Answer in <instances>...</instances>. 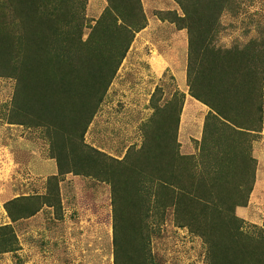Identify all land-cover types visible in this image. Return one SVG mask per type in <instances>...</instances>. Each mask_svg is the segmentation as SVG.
<instances>
[{
  "label": "trees",
  "instance_id": "1",
  "mask_svg": "<svg viewBox=\"0 0 264 264\" xmlns=\"http://www.w3.org/2000/svg\"><path fill=\"white\" fill-rule=\"evenodd\" d=\"M46 1L55 9L53 12L42 9V0H11L17 5L14 24L13 21L8 24L7 15L0 13V75L17 80L14 101L18 114L28 121L53 127L48 130L59 140L58 151L63 155L57 159L59 174L91 176V172L74 168L64 157L69 149L82 145L97 106L135 32L147 25V18L141 0H109V9L95 28V35L100 34L101 38L94 35L83 41L81 31L71 24V0ZM177 1L184 15L167 11L160 16L189 32V89L212 109L206 120L203 143L213 156L201 174L211 181L196 186L200 180L192 177L188 185L178 183L181 177L192 174L194 157L180 152L178 122L174 129L164 126L168 121V105L157 107L162 118L157 130L161 131L156 140L151 143L150 137L137 150L136 163L132 164L130 151L123 159L114 158L116 165L112 168L103 164L96 172L99 179L113 188L116 261L122 256L123 260L131 261L132 254L137 252L135 245L138 252H143V261L148 259L151 214L168 206L179 226L196 229L195 220L200 219L198 230L207 240L210 264H264L263 232L245 230L244 219L236 213L238 206L247 205L255 182L257 161L247 149L249 131H261L264 123V44L261 49H255L253 42L243 50L214 47L221 15L233 6L234 0ZM66 24H71V28H64ZM181 100L183 104V97ZM177 105L173 102L170 108L175 110L172 114L178 120L182 106L176 108ZM104 156L93 150L87 159L99 165ZM129 169L138 176V185L126 195L122 183L128 184L125 179ZM57 176L50 178L52 186ZM55 200L58 197L52 190L48 195L11 200L7 210L16 220L37 213L42 203L55 205ZM126 224L124 232L128 234L129 229H134L141 236L139 244L130 243L127 236L118 239ZM16 243L13 228L0 226V254L13 251Z\"/></svg>",
  "mask_w": 264,
  "mask_h": 264
},
{
  "label": "rangeland",
  "instance_id": "2",
  "mask_svg": "<svg viewBox=\"0 0 264 264\" xmlns=\"http://www.w3.org/2000/svg\"><path fill=\"white\" fill-rule=\"evenodd\" d=\"M4 1L0 0V13L3 11L7 15L8 24L11 21L14 24L17 5L11 0ZM49 4L42 0L41 7L53 12L55 9ZM70 5L71 24L81 31L85 41L95 35V28L109 9L110 1L71 0ZM141 5L147 25L135 32L126 56L88 124L82 145L69 149L64 157L74 168L91 172V176L73 172L59 174L57 159L63 155L58 151L59 140L48 130L53 127L28 121L18 114L14 101L17 80L0 75V226L10 225L17 236L16 248L1 253L0 264H210L207 240L198 230L200 219L195 220L196 229L179 226L168 206L151 214L148 259L143 261L144 254L138 252L135 245L137 252L132 254L131 261L129 258L123 260V256L118 263L116 261L113 188L109 182L99 179L96 172L103 164L107 169L112 168L116 165L114 158L123 159L130 151L131 162L136 163L137 150L150 137L151 143L156 140L161 131L157 130L162 119L157 114V107L168 105V121L164 126L174 129L178 122L180 152L194 157L192 174L181 177L178 183L188 185L187 181L192 177L200 180L196 186L202 185V181H211L201 175L213 156L203 143L206 120L211 111L189 89V32L160 16L161 12L167 11L184 15V11L177 0H141ZM249 9L255 10L250 12ZM242 14L245 19L240 23L245 34L254 27L257 36L251 42L255 49H261L264 44V0H234L233 6L222 13L229 20L238 19ZM71 24L64 28H71ZM228 27L235 25L230 23ZM219 32L228 34L222 24ZM99 35L95 38H101ZM173 102L178 103L176 108L182 106L178 120L172 114L175 110L170 108ZM248 144L247 151L257 161L255 182L247 205L238 206L236 213L244 219L245 230L264 234V123L261 131H249ZM93 150L105 154L99 165L87 159ZM54 175L58 176L52 186L50 178ZM127 176L125 182L128 184L122 185L125 194L130 195L133 191L129 190L138 185V176L130 169ZM167 178L165 173L164 179ZM52 190L58 197L55 205L42 203L37 213L16 220L10 216L9 201L48 195ZM124 207H128L127 201ZM206 213L211 215V211ZM121 223L125 225L122 214ZM125 230L127 224L118 239L127 236L132 244L141 242V236L134 229H129L128 234Z\"/></svg>",
  "mask_w": 264,
  "mask_h": 264
},
{
  "label": "clouds",
  "instance_id": "3",
  "mask_svg": "<svg viewBox=\"0 0 264 264\" xmlns=\"http://www.w3.org/2000/svg\"><path fill=\"white\" fill-rule=\"evenodd\" d=\"M255 9H249V11H254ZM245 16L242 14L238 19H227L224 15L221 16L219 23L225 26V31L228 33L218 32L216 33V39L213 40V45L217 49L231 50L233 47H237L243 50L251 40L256 38L257 33L254 27L247 31L245 34V28L241 25L240 21L244 20ZM234 24V28H229L228 24Z\"/></svg>",
  "mask_w": 264,
  "mask_h": 264
},
{
  "label": "crops",
  "instance_id": "4",
  "mask_svg": "<svg viewBox=\"0 0 264 264\" xmlns=\"http://www.w3.org/2000/svg\"><path fill=\"white\" fill-rule=\"evenodd\" d=\"M198 100V99H197ZM198 101H200V100H198ZM201 102V101H200ZM203 103V102H202ZM205 104V103H204ZM207 107H209L207 104H205ZM210 108V107H209ZM212 109L210 108V110L209 111H211Z\"/></svg>",
  "mask_w": 264,
  "mask_h": 264
}]
</instances>
